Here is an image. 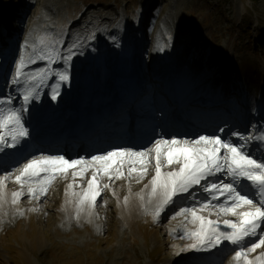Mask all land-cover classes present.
Returning a JSON list of instances; mask_svg holds the SVG:
<instances>
[{"label":"snow or ice","instance_id":"6c2138e0","mask_svg":"<svg viewBox=\"0 0 264 264\" xmlns=\"http://www.w3.org/2000/svg\"><path fill=\"white\" fill-rule=\"evenodd\" d=\"M23 67V62L21 63ZM21 75L17 70V77ZM61 81H67L69 78L66 74L60 75ZM18 79L13 83H18ZM34 98L32 91H27L23 99L28 103ZM55 99V95L52 97ZM11 104V99H0V105ZM0 129H7L8 135L11 137V144H8L6 136L0 135V150L2 146H15L19 138L26 136L27 130L21 123V116L17 110L8 109L5 112L0 109ZM222 132L223 129H220ZM231 136L243 139L239 133L233 132ZM155 162L154 175L150 180V200L156 198L158 203L153 212L154 219L167 208V206L175 203V198L182 194L191 195L192 189L201 186L202 190L209 193L206 202L200 205L205 208L212 200L225 197L231 204L227 207L219 205L220 211L225 215L237 216L236 222L232 220H224L223 224L231 231H218L219 225L212 220H205L204 217L197 216L195 208H178L173 218L181 213L191 212L194 220L201 221V230L193 233L200 243H207L213 247L223 241H229L233 245H241L242 241L252 236H257L258 240H250L244 247L250 251L264 246V161L258 162L257 159L245 151V146L234 144L231 140H224L219 135H200L192 138H161L154 140L152 146L143 150H133L130 148H119L108 151L102 155H93L88 159L78 158L69 160L63 155L41 156L28 160L20 169V176L16 177L18 183L27 182L33 178H40L39 183L43 186L37 188L29 187L28 191L33 197L38 198L39 195L46 194L47 188L50 186L56 175H67L69 169H72V175L83 177L89 169L92 170L91 179L87 183V189L79 194L77 219H79L80 211H83L87 205L90 209L94 208L98 197L102 195V190L109 187L108 184L100 185L97 174L108 176L109 180L113 178H125V172L122 171L124 165H129L127 170L128 177L132 173H137L139 179H143L148 174L147 164L151 161ZM179 165L174 171H162L165 166ZM137 165H140L137 168ZM78 169V170H77ZM45 174L43 177L41 174ZM219 173L228 174L233 183H223L222 181H212L208 184H202V181L209 180L210 177ZM22 178H27L23 180ZM139 179L137 182H139ZM240 181L250 182V186L254 187L257 195L261 197L259 200L250 198L249 193L244 191V185ZM73 187L69 184L66 189ZM149 187V185H145ZM3 182L0 181V198H2ZM22 192L12 193V203H18V198ZM115 195V193H113ZM125 197V203H127ZM141 199L143 196L141 195ZM248 206L250 210L237 213L238 208ZM35 210V209H33ZM23 215V212L20 213ZM91 214V213H89ZM216 227L206 230L204 224ZM259 229V231H258ZM242 252L237 251L236 256L239 257ZM251 264V261L248 262Z\"/></svg>","mask_w":264,"mask_h":264}]
</instances>
